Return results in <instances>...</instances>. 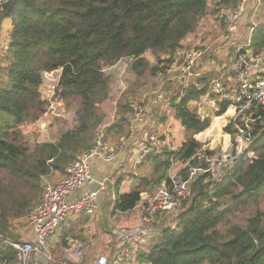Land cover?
<instances>
[{
  "label": "trees",
  "instance_id": "trees-1",
  "mask_svg": "<svg viewBox=\"0 0 264 264\" xmlns=\"http://www.w3.org/2000/svg\"><path fill=\"white\" fill-rule=\"evenodd\" d=\"M0 1V31L5 32L0 51V235L19 240L12 226L28 215L41 196L42 178L56 171L65 174L93 145L104 126L101 105L111 93L104 68L127 59L136 80L162 74L177 61L176 49H188L189 43L184 42L210 7L226 28V12L237 0ZM250 47L255 52L264 51V22L253 29ZM227 48L229 52L236 49L232 44ZM147 52L155 57V65L146 58ZM198 63L193 68L198 75L164 97L188 132L186 139L175 149L162 145L159 151L146 155L137 165V181L130 190L119 193L121 180H117L112 189L115 198L100 206L102 221L105 211L112 215L131 212L141 193L155 192L161 184L169 183L175 162H188L195 170L189 182L190 196L182 205L175 228L168 221L160 225L149 221L156 229L149 244L138 247L124 264H264V211L258 200L264 194V130L256 120L255 158L244 161L238 156L221 169L219 181L209 177L196 156L203 144L194 135L206 129L210 119L201 118L191 104L206 94L218 74L212 68L203 72ZM58 69L54 98L63 102L61 109L71 103L76 106L73 124L54 141L41 140L35 133L28 140L25 128L38 121L49 105L39 92L41 73ZM227 108V103H221L215 116ZM120 112L106 133L121 135L129 126L132 111L127 103ZM250 112L264 117V105H254ZM166 119L163 115L160 122ZM222 129L234 144L232 122ZM187 171V167L179 170L185 180ZM249 205L255 210L243 224L231 220V215ZM65 237L64 232L61 249L66 247ZM103 246L113 250L114 243ZM15 259L13 248L0 241V264H14Z\"/></svg>",
  "mask_w": 264,
  "mask_h": 264
},
{
  "label": "built area",
  "instance_id": "built-area-1",
  "mask_svg": "<svg viewBox=\"0 0 264 264\" xmlns=\"http://www.w3.org/2000/svg\"><path fill=\"white\" fill-rule=\"evenodd\" d=\"M247 2L248 0H237V5L230 10L228 31L234 32L237 29L238 19ZM1 4L0 1V6ZM3 40V35L0 33V51L3 47ZM236 50L237 55L231 66L222 69L218 77L211 80L206 94L200 97L202 99L212 96L218 108L221 103H227L233 111L229 120L235 132L234 144L231 143V148L224 154L214 151L208 154L206 150H202L196 155L197 159L205 165L209 177L216 181L221 179V169L228 166L234 158L243 156L244 161L255 158L256 152L253 145L256 137L253 134V124L256 120L260 121L264 130V117H254L250 112L254 105H264V51L255 52L250 47V36ZM203 53L204 50L200 48L177 49V64L173 63L165 70L170 71L175 69V66L181 69L182 76L178 77V82L185 87L193 77L198 75L192 72V67ZM228 75H231V79ZM54 94L53 103L50 106L59 108L62 101L54 98ZM198 101L192 103L197 105ZM191 106L194 109L192 104ZM130 109L132 117L128 126L129 135L136 136L139 133L136 142L141 141L134 156L135 162L138 163L149 153L159 151L163 141L155 131H140L145 123V108L141 103H131ZM123 144V138L117 143H110L99 136L93 145L67 168L60 179L55 182L44 179L41 196L26 217L29 239L14 240L3 238L0 235V241L8 244L15 251L14 264H53L56 262L82 264L84 243L68 241L66 245H69V250L65 251L64 257L59 261L54 258L53 247H57L64 232H69L68 221L72 217L80 216L82 219H90L96 213L110 179L105 175H95L92 171V162L94 160L103 163L113 162L122 151ZM185 167L188 168L186 180L179 174L180 169L177 170L170 176L169 183L161 184L153 196L143 204L142 210L149 219L158 223L165 218L163 216H166L165 219L170 227L175 228L182 205L190 196L189 182L195 173L188 162H182L181 169ZM78 191L81 194L73 199L72 196ZM114 198L113 193L112 199ZM153 231V228L145 226L128 231L112 230L116 239L114 251L100 255L92 264H124L132 257V251L149 244ZM71 241H74L72 246Z\"/></svg>",
  "mask_w": 264,
  "mask_h": 264
},
{
  "label": "rangeland",
  "instance_id": "rangeland-1",
  "mask_svg": "<svg viewBox=\"0 0 264 264\" xmlns=\"http://www.w3.org/2000/svg\"><path fill=\"white\" fill-rule=\"evenodd\" d=\"M213 9L214 7L209 8L208 13L201 20L196 31L188 35V39H186L187 41L184 42L186 44L189 43L188 49L200 48L204 50L203 55L195 62L192 67L193 73H196L193 68H195L198 62V64L201 63L203 65L201 69L202 71H205L207 69L208 71L209 69H214L213 71H215L216 74H220L222 69L224 70L227 67H230L237 55V47L247 41L248 37L246 38V36L248 35V33H251L253 29H256L259 23L264 22V0H248V2L245 4L243 11L240 14L236 26L237 29L234 32L227 30V24L225 28L223 27V23L221 21L215 19L216 12H214ZM229 12L230 10L226 12L225 22L227 23L229 22ZM0 32L4 38V30H1ZM229 44L235 46V51L229 52V48H227ZM176 50L174 51V54L175 58L177 59ZM146 58L150 61L152 65H155V57L150 52L146 53ZM177 61H175L174 63L177 64ZM104 72L109 77L111 93L110 98L101 105V111L104 114L105 118L104 126L101 127L97 137L102 136L106 141L110 143H117L118 141H120L121 138L124 139L122 151L118 154V156L121 154L120 158H118V161L125 160L124 157L126 153L129 152L130 148V151H132L133 146L130 145L134 141L133 139L139 135L138 133L136 136H130L128 126H126L125 129L121 132V135L114 134L111 131L106 133V127L113 121V119L117 118L118 113H121L120 109L121 106L124 105V103H127L129 107L130 104L133 102L141 103L144 106L145 123L140 128V131L152 130L155 131L157 134L163 133L162 131L166 129V123L167 126L169 123V126L167 128L168 134H165V137H163L164 139L161 136V139L163 141L162 145L173 149L181 145V143L186 139V134H188V132L181 124V122L174 117V114L169 107L168 101L164 100L165 95H169V93H172V88L181 85L178 82V77L182 76L181 69H178L175 66V69H172L170 71L165 70L162 74H156L155 76L146 75L144 78L136 80L134 78L133 73H131L129 69L128 60L122 59L113 66L105 67ZM59 75L60 69L53 70L49 73H41V84L39 86V92L41 94L42 99L47 101L49 105L46 112L42 114L38 121L25 128L24 131L28 140H32L33 133H35L37 136L39 135V139L41 140L54 141L57 139L60 132H62L66 128L71 127L73 124L74 117L72 112L75 110L76 107L74 104L71 103L68 108L63 109H61L64 105L63 102L59 108H53L50 106L51 103H53L52 97L58 83ZM217 77H215L214 79H216ZM228 78L231 79V75H228ZM196 110L197 109L194 107V111L197 113ZM163 115H165L167 119L165 122L161 123L160 119ZM131 116L132 115H129L128 123L131 119ZM226 117L227 114H224L222 119L225 120ZM228 122L229 119L226 120L224 125H226ZM150 124L152 128L150 127ZM155 124L156 126H154ZM224 138L229 139L227 137H223L222 134L219 135V138L216 140L217 146L213 147V149L209 151H214L218 154L226 153L232 145L230 138L229 146H223L225 143ZM116 160L113 163H116ZM112 169L113 167L110 168L109 171H112ZM179 169H181V167H179ZM175 172V169L171 170L170 176L173 175ZM63 175L64 173L56 171L48 177H43L42 182L44 181V179H47L50 182H55L60 179ZM101 175L107 176L110 179V183L107 185V188H105L102 194V199L98 210L90 219H84L83 222L80 221L81 223L75 226L73 231H71L70 233H66L65 237L67 238V242L70 240H74L79 243L85 244L84 251H86L87 249L86 253L88 254H85V256L83 255V264H92V262L96 259L95 257L97 255H100L101 253H112H109V251L107 250L108 247L105 248L103 246H108L110 244L112 245V243L116 244L115 236L112 235L111 232L109 233L107 231H111L114 229L128 231L146 225L150 227L149 221H152L145 215V213H143L142 210V206L146 200L140 201L138 203L137 208L133 209L131 212L128 213L112 215L105 211L106 217L105 220L102 221L101 211L103 206H105L109 202V199H112L113 188L111 182L114 181L116 177H113L108 171L102 173ZM143 193H146L147 196H153L155 192L152 191L151 193ZM39 198L40 196L35 202H37ZM258 200L259 208L264 211V194L260 196ZM254 210L255 207L249 205L247 209L243 212H236L234 213V215H231V220L233 222L243 224L247 216L253 213ZM142 215L146 217V220L148 222H146ZM26 217L27 215L22 220L14 222L11 229L13 230L15 236H17L19 239H29L30 237L29 228L26 223ZM61 237L59 242L57 243L58 245L61 242ZM74 241L70 242L71 246L74 245ZM64 248L66 247H63V249ZM134 252L135 251H132V253ZM53 254L54 258L55 256L60 257L62 255V249H57L53 247ZM63 257L64 256H62L61 258ZM130 264L145 263L133 261Z\"/></svg>",
  "mask_w": 264,
  "mask_h": 264
},
{
  "label": "crops",
  "instance_id": "crops-1",
  "mask_svg": "<svg viewBox=\"0 0 264 264\" xmlns=\"http://www.w3.org/2000/svg\"><path fill=\"white\" fill-rule=\"evenodd\" d=\"M251 33H248L246 38L249 37V36L251 37ZM195 104L196 103H192L193 107H195L197 109L196 110L197 114L201 118L208 117L210 119L209 126L206 129H204L203 131H201L198 134L194 135V138L197 139L199 142H201L203 144L202 145V149L203 150H211V149H213V147L217 146L216 140L219 138V135H221V134L223 135V137L229 138V139L224 138V142L225 143H224L223 146H229V144H230V135L225 133L222 128H223L224 123L226 122V120L227 119L230 120L231 115L233 114L232 109L230 107H228L227 110L223 114H221L220 116H215V113L218 110V106H217L216 100L212 96L208 97V98H202V99H200L198 101L197 105H195ZM224 114H227V117H226L225 120L222 119ZM152 126H153V124H152ZM154 126H156V124ZM168 126H169V123H168ZM168 126H167V123H166V129H164V131H162L163 133H158V134H160V136H162V137H165V134H168V129H167ZM150 127H151V124H150ZM137 139H138L137 137H135L133 139L134 141L130 145V146H133L132 147V151H130V149H131L130 148L129 152L126 153V155L124 157L125 158L124 161L123 160L122 161H118V158H120V155H121L120 154L118 157H116L117 160L115 159L116 163H113L115 160L113 162H111V163H103V162H101L99 160H94L92 162V171H93V173L95 175L99 176L102 173L108 171L109 173H111V175L113 177H116L115 180L111 182L112 188L115 185V182L117 180H119V179L121 180L120 184H119V186L117 188L119 193L128 191L130 189V187H132L137 181L136 177H137V174L139 173V169H137V165L141 162V160H140V162L136 163L135 160H134L135 152L138 150L139 146L141 145V141L136 142ZM181 165H182V162H175L173 164L171 170L175 169V171H177V170H179V167H181ZM112 167H113L112 171H109L110 168H112ZM80 194H81L80 191H78L72 196V198L76 199ZM150 197L151 196H147L146 193H141L140 201H142V200L143 201H145V200L147 201L148 198H150ZM146 201H145V203H146ZM137 206H138V204L136 205L135 208H137ZM143 213H144V211H143ZM163 217L167 218L166 216H163ZM165 218H163L160 222H162L164 220L166 221ZM80 221L83 222L84 219H82L80 216L72 217L68 221L69 230L71 228H74L75 226H77L79 223H81ZM160 222H158L156 224L160 225ZM143 224H145V223H143ZM71 226H73V227H71ZM145 227H149V226L146 225ZM155 230L156 229H154L153 232H155ZM115 245L116 244H114V248H115ZM59 246H60V244L56 248L57 249H61V248H59ZM67 247H69V245H66V249L62 248V255L60 257H56L55 256L57 261H59L60 258L65 255V251L66 250H69ZM114 248H113V250H109V248L107 250L110 253V252L114 251ZM53 264H59V263L56 262V263H53Z\"/></svg>",
  "mask_w": 264,
  "mask_h": 264
}]
</instances>
